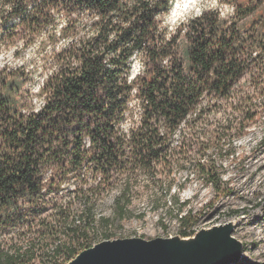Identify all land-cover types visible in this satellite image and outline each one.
<instances>
[{"label":"trees","instance_id":"trees-1","mask_svg":"<svg viewBox=\"0 0 264 264\" xmlns=\"http://www.w3.org/2000/svg\"><path fill=\"white\" fill-rule=\"evenodd\" d=\"M174 1L0 0V40L36 47L47 73L35 95L24 88L25 69L0 71V264L31 261L27 249L2 247L14 237L34 242L27 237L38 226L40 245L65 230L54 253L75 256V239L95 223L92 200L120 181V217L141 175L171 184L174 170L190 166L224 193L223 155L264 117V21L242 27L258 8L238 0L231 19L204 11L170 31L164 19ZM211 150L218 157L205 158ZM89 180L98 186H79L60 203L64 184ZM182 213L185 227L192 217Z\"/></svg>","mask_w":264,"mask_h":264},{"label":"rangeland","instance_id":"rangeland-1","mask_svg":"<svg viewBox=\"0 0 264 264\" xmlns=\"http://www.w3.org/2000/svg\"><path fill=\"white\" fill-rule=\"evenodd\" d=\"M183 1L175 0L164 19L170 31L204 11H217L222 18L231 19L234 13V2L238 0H191L187 5H183ZM239 1L252 2L251 6L258 8L255 16L241 23L242 27L255 25L259 20L264 21L263 0ZM2 8L4 6L0 2V13ZM180 47L181 50L186 47L183 37ZM5 68L13 72L25 69L22 72L27 79L24 88L35 95L47 74L43 70V62L37 48H24V41L18 38L12 43L0 40V71ZM141 68L142 63L136 60L133 65V75H138ZM33 101L36 106L40 104L36 97ZM262 138H264V117L258 125L252 127L241 140L236 142V148L230 157L223 155V161L220 162L222 167L218 170L223 180L224 193L222 194H217L211 185H206V181L197 178L194 168L190 166L174 170L175 179L171 184L160 185L159 181L141 175L136 183L134 182V195L126 208V213L124 217H120L116 211V197L117 189L124 187V182H118L113 191L92 200L91 216L95 223L85 233L86 235L75 239L77 243L72 247L79 255L103 241L131 238H143L150 241L157 238H174L181 236L182 232L192 233L194 236L202 230L234 223L236 227L233 237L244 245L240 264H264V144H262ZM180 140L181 138L177 136L173 146H178ZM216 157L218 155L213 150L205 154V158ZM159 177H161L160 174ZM79 186H83L84 189L96 188L98 181L89 180L83 185L74 182L64 184L63 193L58 198L60 203L63 205L70 203L73 196L69 191L76 190ZM76 204L78 208L84 209V199L80 198ZM123 204L124 202L121 206ZM180 209H183L182 216L190 212L192 217L185 227H182L178 221ZM50 215L52 214L48 212L43 218L47 217L48 222H52L54 218L49 217ZM82 220V216L74 218V222L77 223ZM40 230L42 227L38 226L28 234L27 239H36L34 242L29 243V240H25L19 243V240L14 237L15 241L12 243L14 246L5 245L2 250L10 253H14L17 248L29 250L34 257L31 261L26 260L24 264H68L77 256L76 254L71 258L68 253L66 255L54 253L56 245L67 242L64 237L67 234L65 230L59 229L62 239H58L52 245L38 243ZM13 235L10 234V237ZM30 244L35 246L30 248Z\"/></svg>","mask_w":264,"mask_h":264},{"label":"water","instance_id":"water-1","mask_svg":"<svg viewBox=\"0 0 264 264\" xmlns=\"http://www.w3.org/2000/svg\"><path fill=\"white\" fill-rule=\"evenodd\" d=\"M228 223L194 236L103 241L84 250L68 264H240L244 245Z\"/></svg>","mask_w":264,"mask_h":264},{"label":"bare ground","instance_id":"bare-ground-1","mask_svg":"<svg viewBox=\"0 0 264 264\" xmlns=\"http://www.w3.org/2000/svg\"><path fill=\"white\" fill-rule=\"evenodd\" d=\"M190 1H191V0H184V1H183V5H184V4H185V5L189 4ZM178 9H180V7H179Z\"/></svg>","mask_w":264,"mask_h":264}]
</instances>
